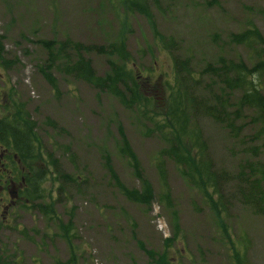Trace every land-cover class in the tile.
I'll use <instances>...</instances> for the list:
<instances>
[{
	"label": "rangeland",
	"instance_id": "1",
	"mask_svg": "<svg viewBox=\"0 0 264 264\" xmlns=\"http://www.w3.org/2000/svg\"><path fill=\"white\" fill-rule=\"evenodd\" d=\"M157 4L148 6L157 31L173 41L168 48L155 40L143 16L125 10L123 0H0L2 57L15 62L10 69L0 66V103L13 90L36 123L44 151L57 161L56 167L47 169L42 201L52 205L57 219L24 209L18 194L10 199L0 193L3 205H11L2 216L0 203V252L11 262L68 264L73 254L72 264H235L234 250L243 257V264H264V215L242 201L244 186L238 179L244 173L243 154L249 157L250 149H257L256 159L264 162L262 126L252 123L256 114L249 107L238 105L242 92L232 91L228 97L223 79L213 81L212 93L204 91L212 80L202 75L219 58L225 63L239 61L249 69L250 54L244 47L223 44L232 34L243 32L247 23H253L264 39V0H157ZM66 40L104 49L123 42L131 59L126 68L149 78L145 90L150 92V103L145 111L150 116L161 114L166 104L159 83L173 81L175 63L188 61L193 82L186 87L194 94L193 123L206 145L207 160L221 177L218 190L226 233L166 158L161 182L157 165L163 145L136 112L58 71L52 73L55 94L39 72L47 60L39 43ZM82 54L96 76L107 74L108 62L119 63L92 50ZM67 56L76 57L73 52ZM253 84L264 96V74ZM215 94L220 95L217 103ZM215 105L222 111L218 121L210 109ZM234 106L240 115L231 130L226 128L225 114ZM117 125L150 185L149 206L132 202L120 192L121 187L139 191L140 181L119 154ZM106 160L114 177L105 169ZM6 169L12 175L10 166ZM63 174L75 181L64 182ZM2 177L6 178L3 173ZM166 196L170 203L162 201ZM70 221L71 250L58 227Z\"/></svg>",
	"mask_w": 264,
	"mask_h": 264
},
{
	"label": "trees",
	"instance_id": "2",
	"mask_svg": "<svg viewBox=\"0 0 264 264\" xmlns=\"http://www.w3.org/2000/svg\"><path fill=\"white\" fill-rule=\"evenodd\" d=\"M151 2L157 6V0H123L124 8L127 12H137L145 18L152 30L153 36L162 47L168 48L173 45L171 39L165 40L157 31L154 17L150 11L148 3ZM216 40V37H214ZM46 52L47 60L39 68L43 79L54 90L57 91L56 79L53 77V71H58L64 75L81 80L99 93L106 94L117 101L125 109L136 112L150 127V131L157 137L163 148L158 152V173L160 180H164L163 158L171 161L179 172L182 180L194 189L202 198L210 212L214 215L221 230L226 233V226L222 217V193L218 190L221 177L212 167L206 157V145L202 135L194 122L195 102L192 99L193 90L187 91L186 83L193 82L192 75L188 71V61L176 62L174 65L175 78L173 81L165 80L160 84L164 91L162 94L166 97V104L162 108V113L158 115H149L145 111L150 103L147 97L150 92L145 90L149 78H142L141 74L133 73L132 69H127V64L131 61L130 55L126 52L123 42L112 44L106 49L102 47H84L79 43L64 41L56 43L54 41H43L39 43ZM223 45H233L244 47L248 54L247 60L250 63L249 69L246 64L237 62L225 63L221 58L214 64H208L202 71V75L210 77L212 85L204 88V91L213 92L216 82L223 79L224 91L230 97L232 91L242 92L240 106L246 105L255 114L252 123H261V132L264 133V96L258 89L253 88V81L264 74V39L253 26V23H247L244 31L240 34H232L229 40ZM95 51L98 54L113 56L117 62H108L107 74L96 76L90 63L83 57L82 53ZM73 52L75 58L70 59L67 55ZM15 62L8 61L2 57V46L0 42V66L3 69H10ZM223 91V90H222ZM220 99L219 94L213 95V100L217 103ZM5 105L0 107L3 114L0 116V145L7 152L5 156L6 163L3 167L11 168L10 175L13 186L19 185L17 189L18 197L23 200L22 207L28 211L36 210L41 215L50 220L57 219L54 215L52 205L43 203V183L47 178V169L56 167L57 161L52 154L44 151V145L39 138L36 130V123L31 119L25 106L16 100V94L10 90L6 96ZM229 107V106H228ZM213 108V119L218 121V115L222 114L216 105ZM210 109H207L210 110ZM194 111V112H193ZM240 110L234 106L232 112L229 110L225 117L227 119L226 128L233 129V123L239 119ZM47 123L56 128L54 122ZM238 130V129H237ZM233 130L232 133H236ZM118 142L121 143L120 155L127 159L129 165L133 167L136 179L140 181V190L128 191L126 188H120V192L128 200L149 206L151 202V188L143 177L136 155L131 150L120 125H117ZM249 157L244 153L242 161L243 172H240L238 179L244 188L240 191V197L245 204L250 205L260 215H264V162L260 158L256 159L257 149L249 150ZM13 156L15 160L13 161ZM256 159V160H255ZM46 161V163H45ZM44 162L43 167L35 166L36 163ZM18 163L19 166H16ZM39 164V165H40ZM18 168V169H17ZM105 169L114 177V173L108 161L105 162ZM61 180L70 184L74 182L71 176L65 174L60 176ZM9 186V184H7ZM165 188L166 186L162 185ZM247 188V192L245 191ZM167 194V192H166ZM163 202L170 200L162 199ZM176 219L175 214H173ZM62 237L66 241L69 249H72L71 221L67 224H58ZM174 238V236H173ZM173 238L165 240L169 244ZM150 255L151 252H148ZM74 255L67 262L72 264ZM235 264H243V257L239 252L233 250L232 256ZM0 264H18L15 260L11 262L8 258L2 256L0 252Z\"/></svg>",
	"mask_w": 264,
	"mask_h": 264
},
{
	"label": "flooded vegetation",
	"instance_id": "3",
	"mask_svg": "<svg viewBox=\"0 0 264 264\" xmlns=\"http://www.w3.org/2000/svg\"><path fill=\"white\" fill-rule=\"evenodd\" d=\"M4 104L0 103V107L4 106ZM7 155L6 150H4V148L1 147L0 145V174L1 172L6 176V178H1L0 183H2V187L0 185V193L4 194L6 193L9 197L14 195V192L12 190L13 187V182L11 181V178L9 176V173L6 169L3 168V164L6 163V160L4 159L5 156ZM15 160V157L13 156V161ZM16 166H19L18 163H16ZM7 184H9V186H7ZM0 203L3 205V203L0 200ZM10 206H2V208L4 209V211L2 212V216L3 214H5L6 210L9 208ZM2 209V210H3Z\"/></svg>",
	"mask_w": 264,
	"mask_h": 264
},
{
	"label": "water",
	"instance_id": "4",
	"mask_svg": "<svg viewBox=\"0 0 264 264\" xmlns=\"http://www.w3.org/2000/svg\"><path fill=\"white\" fill-rule=\"evenodd\" d=\"M11 199H14V196H11Z\"/></svg>",
	"mask_w": 264,
	"mask_h": 264
}]
</instances>
